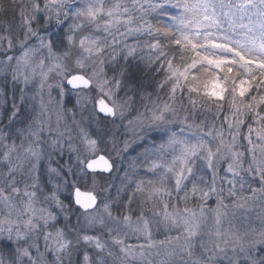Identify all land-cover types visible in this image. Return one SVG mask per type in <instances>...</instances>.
<instances>
[{
  "label": "snow or ice",
  "instance_id": "obj_1",
  "mask_svg": "<svg viewBox=\"0 0 264 264\" xmlns=\"http://www.w3.org/2000/svg\"><path fill=\"white\" fill-rule=\"evenodd\" d=\"M0 264H264V0H0Z\"/></svg>",
  "mask_w": 264,
  "mask_h": 264
},
{
  "label": "rangeland",
  "instance_id": "obj_2",
  "mask_svg": "<svg viewBox=\"0 0 264 264\" xmlns=\"http://www.w3.org/2000/svg\"><path fill=\"white\" fill-rule=\"evenodd\" d=\"M10 15H11V13H9V16ZM144 39H146V38H144ZM134 64H136V63L134 62L133 65ZM133 65H132V68H134ZM49 82L54 85V87H53V89L51 91L52 97H54L56 101H59V99H60V97H59V89L58 88H55V84L59 82V77H57L55 73H52L50 75ZM64 87H65V89L67 88L65 86V83H64ZM17 96H19L18 89H17ZM47 99H48V97H47V88H46L45 89V100L47 101ZM138 99L139 98L137 97V100ZM76 100H77V97H76L75 92L72 91V90H69V89L67 90L66 89V94L64 96V104H63V107H64V110H65V112H64L65 118H66V120L69 123L71 122V117H72L73 112L76 113L77 119H80V117H81V112H80L79 108L76 106ZM58 108H59V104L58 103H53L50 106L51 122H52L53 126L56 123ZM69 109H71L72 111H68ZM88 110L89 111L91 110V104H89V109ZM86 114L87 113H84V115H86ZM93 131H95V126H93ZM101 147L102 148H105L107 150V149H110L111 148V145L110 144H107L106 142H103L102 141ZM138 151H140V150L137 149V152ZM129 155L130 156H135L136 155V152H130ZM61 162L63 163V161H61ZM124 166H126V164ZM122 175H123V167L121 168L119 174H115L114 176H109V177H111L109 179H107V178H105V179L104 178H101L100 179V183L106 186V182H109L110 181L114 185H117V184L119 185L118 176L122 177ZM150 178H153L152 177V174L151 173H145V168L144 167H141L139 169V174L137 176V179H144L145 181H147ZM120 181H121V179H120ZM138 198H140L141 201L143 199V197H140V196H138ZM209 205L212 206V207L215 206V199L214 198L211 201H209ZM138 212H136V213H138ZM148 215L151 216V213H149ZM211 226H212V222H211V219H210V221H209V227H211ZM225 226H227V225L225 224ZM152 231H153L154 239L161 240V239L164 238L162 231L160 233H157L155 225H153Z\"/></svg>",
  "mask_w": 264,
  "mask_h": 264
},
{
  "label": "trees",
  "instance_id": "obj_3",
  "mask_svg": "<svg viewBox=\"0 0 264 264\" xmlns=\"http://www.w3.org/2000/svg\"><path fill=\"white\" fill-rule=\"evenodd\" d=\"M9 15V13H8ZM12 15V13H11ZM147 39V37H144ZM134 68H131V71L135 73L137 79H144V80H148L149 77H151L152 73H148L147 75H145L143 72H142V68H143V65H139V67H137L136 64L133 65ZM67 89V88H66ZM68 90V89H67ZM107 179L111 178L109 176L106 177ZM105 179V178H104ZM120 179L121 177L118 176V180H119V184H120ZM116 186H119L118 184ZM129 192H131V189H129ZM114 194V193H113ZM127 197H125L126 199ZM140 204H141V200L140 198H136L133 203H132V208L135 210V212H138L140 210Z\"/></svg>",
  "mask_w": 264,
  "mask_h": 264
},
{
  "label": "water",
  "instance_id": "obj_4",
  "mask_svg": "<svg viewBox=\"0 0 264 264\" xmlns=\"http://www.w3.org/2000/svg\"><path fill=\"white\" fill-rule=\"evenodd\" d=\"M64 83H65V86H66L68 89L72 90V89H71V86L68 85V84L66 83V81H65Z\"/></svg>",
  "mask_w": 264,
  "mask_h": 264
}]
</instances>
